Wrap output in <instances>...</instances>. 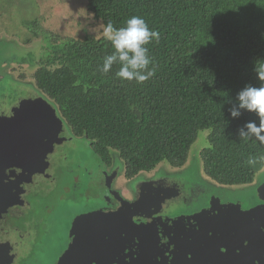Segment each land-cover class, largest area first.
Returning a JSON list of instances; mask_svg holds the SVG:
<instances>
[{
  "label": "trees",
  "instance_id": "1",
  "mask_svg": "<svg viewBox=\"0 0 264 264\" xmlns=\"http://www.w3.org/2000/svg\"><path fill=\"white\" fill-rule=\"evenodd\" d=\"M86 9L103 26L123 27L135 15L160 34L159 43L146 45L155 75L143 83L118 77V63L101 71L114 51L105 36L51 34L63 43L34 61L35 87L71 135L87 142L101 168L111 166L114 150L127 178L161 161L181 167L198 131L207 129L208 145L199 152L203 173L222 185L252 183L264 166V145L240 138L239 130L258 119L244 109L233 118L229 110L238 106L236 94L245 84L259 85L253 62L264 58V0H87ZM25 25L38 35L37 18ZM19 170L0 165L1 227L27 223V210L19 221L12 210L29 206L21 188L34 170Z\"/></svg>",
  "mask_w": 264,
  "mask_h": 264
},
{
  "label": "rangeland",
  "instance_id": "2",
  "mask_svg": "<svg viewBox=\"0 0 264 264\" xmlns=\"http://www.w3.org/2000/svg\"><path fill=\"white\" fill-rule=\"evenodd\" d=\"M86 2L0 0V157L5 156L0 165L2 169L14 168L16 174L23 170L20 167L34 170L21 188L32 194V198H26L32 199L29 206L22 208L27 210V223L23 225L30 226L26 237L30 246H18L12 228L0 227V257L21 258L20 263L30 255L25 251L32 249L36 241L50 239L53 229L62 233L72 217L96 207V198L110 203L107 198L115 193L127 200L124 189L132 190L137 185L145 186L146 200L133 208L155 218L191 215L213 205L248 207L264 200V166L246 185H222L203 173L199 152L208 145L207 129L198 131L181 167L161 161L152 170L127 178L123 162L114 150L111 166L103 167L105 177L101 174V163L87 142L74 138L69 127L61 124L54 106L37 90L31 77L34 61L59 47L61 38L104 36L105 26L87 13ZM34 18L40 21L36 37L25 25V21ZM51 34L63 37L54 43ZM3 188L0 175V193ZM41 225L45 229L39 232ZM42 235L45 236L40 239ZM50 241L36 248L39 253L46 252L47 259L51 256Z\"/></svg>",
  "mask_w": 264,
  "mask_h": 264
},
{
  "label": "flooded vegetation",
  "instance_id": "3",
  "mask_svg": "<svg viewBox=\"0 0 264 264\" xmlns=\"http://www.w3.org/2000/svg\"><path fill=\"white\" fill-rule=\"evenodd\" d=\"M105 170L103 169V173ZM105 174V173H104ZM103 174V175H104ZM106 175V174H105ZM104 175V177H105ZM138 175V174H137ZM104 179V178H103ZM104 183V181H102ZM101 182V185L103 184ZM146 184V183H145ZM145 187V186H144ZM143 185H137L135 189H124V192L128 193V197H126L127 200L123 199L120 195L112 193L109 194L107 200L111 201L110 203L105 201L103 198H96L95 201H99V203H96V207L85 210L84 212H80L76 214L74 217H72V220L70 224L64 228L62 233L59 234L56 233V230L53 229L54 235L50 237V239L46 241L38 240L33 245L32 249H27L29 251L28 254L25 257H23V262L20 263L19 261L21 258L17 257H0V264H16L19 262L20 264H256V254L255 251L252 253L250 252V249L246 248L245 250L241 249L242 247H239L236 245L235 241L232 242L230 245H233L237 247V250H233L228 243L223 239V235H220V240L218 241H208L206 245H208L207 249L204 251H209L205 254L204 251H200L203 255V258L200 260H195L192 256V250H193V244L196 242H185L182 243V247L180 249H173L174 244L177 242H174L172 244V249L168 250V253H170V260L171 262H168L163 257H161L160 254V248H156L151 251V253H147L144 250L135 249L138 247L141 243L137 242V237L132 236L131 238H128L127 232H124L122 236L125 238V241H121L120 237L114 242H108L107 240L101 241L100 239H103V234L94 235V241H92L91 246L88 245V241L86 244H82V241H78V246L75 250H72L73 247L71 246L72 243V230H73V222L74 219L77 216H80L82 214H88L91 212H95L98 210L105 211L106 213L116 211L120 206V200L117 196H119L122 200L128 201V202H134L139 199L143 202L146 200V191L144 190ZM25 194H28L29 198H32V194L30 192H26L22 194L23 196ZM141 197V198H140ZM30 201L32 199H29ZM157 199L153 200L156 201ZM150 202L152 200L150 199ZM262 201L258 202L260 204ZM258 203L253 204L251 206H242L241 208L234 205H220L213 207H230L228 209H222L217 212V217H219V221L223 222L224 220L228 219L231 216H234L238 214L239 212L247 211L248 209L258 205ZM9 203H6V206H8ZM22 205V204H21ZM12 207V206H8ZM7 208V209H8ZM212 208V207H209ZM208 209V208H207ZM14 211L13 217L16 221H19L21 217L23 216V211L21 210H12ZM119 213L126 217L128 220L134 222V223H143V222H150L151 220L156 219L154 216L151 215H144L140 212L135 211V208H125L123 206L120 208ZM102 213V212H101ZM197 213V212H196ZM194 214V213H193ZM0 215H2V211L0 210ZM154 217V218H153ZM157 218H169V217H157ZM172 218V217H170ZM104 219V216L94 217V220L88 219L83 221L84 225L82 226V229L79 231V235L81 237L80 240H83L86 237L88 240L89 233H87L91 226H94L96 223H98L100 220ZM25 220V218H23ZM118 222L119 219H112L110 222ZM207 222L210 224L209 226H213L214 223L212 220L208 219ZM5 226H10L12 228V231L16 234V237L18 240L17 245L30 246L29 242L27 241L26 237L30 235V226L29 225H3L4 229ZM1 227V226H0ZM113 226H111L112 228ZM2 228V227H1ZM45 229L44 227H40V231ZM242 229V228H241ZM206 231L205 228L194 230L193 234L194 237H198L199 234ZM246 233H250V228L247 227V229H244ZM251 233L253 231L251 230ZM248 234L240 233L238 231L237 238L240 236H247ZM45 235H42L40 239H43ZM50 241L51 247V256L47 259V253L42 252L39 253L36 248L43 247L47 242ZM88 247V249H87ZM84 248V249H83ZM216 249V250H215ZM242 252L246 256V260L241 258L239 252ZM204 252V253H203ZM141 253V255H140ZM37 254H40V258L37 257ZM251 256V257H250ZM202 260V261H201ZM260 264H264V248L260 247Z\"/></svg>",
  "mask_w": 264,
  "mask_h": 264
},
{
  "label": "water",
  "instance_id": "4",
  "mask_svg": "<svg viewBox=\"0 0 264 264\" xmlns=\"http://www.w3.org/2000/svg\"><path fill=\"white\" fill-rule=\"evenodd\" d=\"M117 197L120 200L121 206L116 211L106 213L105 211L98 210L88 214H82L74 219L72 230L73 239L71 243L73 247L72 250L76 249L78 241H82V244H86L88 241V245L91 246L92 241H94V235L98 234L104 235L103 239H100L101 241L107 240L108 242H114L118 239L117 236L120 237L121 241H125L122 234L127 232L128 238L136 236L137 242L141 243L135 249L144 250L147 255V253H151L152 250L160 248L161 257L168 262H171L169 259L171 254L168 253V250L172 249V244L174 242L177 243L174 244L173 249H180L182 243L185 242H196L193 244L192 256L195 260H200L203 258L200 251H204L208 247L206 243L208 241H219L220 235L222 234L223 239L233 250L238 249L230 245L235 241L237 246L242 247L241 249L245 250L248 248L251 253L255 251V263L260 264V247L264 248V203L258 204L247 211L239 212L223 222L219 221L217 212L230 207H212L191 215H181L172 218H156L150 222L134 223L122 216L118 210L123 206L132 208L138 207L142 204V200L139 199L134 202H128L122 200L119 196ZM96 216H104V219L100 220L94 226H91V229L87 232L89 233L91 231L88 240L86 239L87 236H85L83 240H80L79 231L84 225L83 221L88 219L94 220ZM112 219H119V221H113L111 223L110 220ZM208 219L213 221V226H209L210 224L207 222ZM111 226L113 227L111 228ZM247 227L250 228V233L244 231ZM203 228H205L206 231L199 234L198 237H194V230ZM251 230L253 233H251ZM238 231L248 235L237 238ZM204 252L206 254L209 251ZM239 254L241 258L246 260V256L242 252H239Z\"/></svg>",
  "mask_w": 264,
  "mask_h": 264
},
{
  "label": "clouds",
  "instance_id": "5",
  "mask_svg": "<svg viewBox=\"0 0 264 264\" xmlns=\"http://www.w3.org/2000/svg\"><path fill=\"white\" fill-rule=\"evenodd\" d=\"M103 32L114 49L112 54L103 59V73H108L113 64L118 63L120 67L116 75L124 80L143 83L155 75V69L149 68L152 58L148 55L146 45L153 41L159 43L160 34L157 30L150 29L142 17L133 15L120 28L108 22ZM253 71L259 85L245 84L236 94L238 106L232 107L229 114L233 118L238 117L241 114L239 109L256 114L258 123L257 120L246 121L239 130V137L245 140L254 138L264 145V58H257L253 62Z\"/></svg>",
  "mask_w": 264,
  "mask_h": 264
}]
</instances>
